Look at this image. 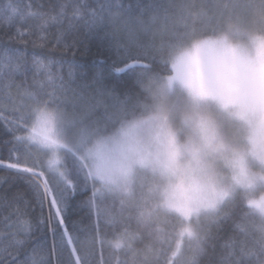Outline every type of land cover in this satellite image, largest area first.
Returning <instances> with one entry per match:
<instances>
[{"label": "snow or ice", "instance_id": "1", "mask_svg": "<svg viewBox=\"0 0 264 264\" xmlns=\"http://www.w3.org/2000/svg\"><path fill=\"white\" fill-rule=\"evenodd\" d=\"M234 7L225 0L223 8L229 16ZM155 8L150 0L148 3L142 0L135 3L131 0L128 3L125 0H64L50 4L48 11H44L43 3L34 6L29 0L21 5L19 0H5L0 7V21L8 24L17 19L21 21L9 40L27 43V38L37 35L33 44L45 48L51 43L50 37L37 33L59 25L54 48H74L79 43L78 38L73 37L71 43L66 39L73 32H82L85 38L99 42L95 53L87 45L81 53L94 58L91 76L87 70L77 75L71 65L65 76L64 62L36 54L29 59L19 49L0 47V121H3L4 131L12 136L11 140L3 141V145L11 147L6 157L0 156V170L26 178L32 193L31 199H25L21 192L10 198L0 197V264H151L153 258L159 264H201V260H206L207 264H264V225L257 224L254 218L248 222L251 214L245 211L253 207L264 209V198H247L246 204L234 205L231 211L212 221L214 230L210 226L205 236L197 237L191 228L184 227L174 235L161 237V240L167 239V243L159 248L151 244L135 247L140 237L131 229V217H124L122 211L118 215L105 204L108 197L102 190L103 185L115 183V174L127 175L133 165L158 173L169 188L177 187L173 180L179 176L178 187L182 188L183 181L187 180L189 189H200L206 177L203 158L212 153L223 156L233 169L234 184L245 189L264 184V143L253 142L248 136L247 144L238 149L226 143L220 131V119L243 120V114L237 110L248 108L252 101L246 94L221 84L214 75V68L205 75L197 65L193 72L194 58L176 59L172 64L173 75L167 78L169 88L179 82L186 92L181 122L189 135L184 143L180 142L178 131L169 125L167 115L157 114L122 127L117 133L118 140L115 136L109 137L117 152L107 148L106 140L77 157L79 164L65 161V167L61 168L60 159L53 156L45 166L30 152L32 144L49 147L57 144L53 131L57 118L65 119L60 111L62 106L66 110L70 102L73 108L79 104L83 109L80 116L83 123L93 107V90L99 92L108 85L118 89L131 81L138 68L151 67L147 62L149 44L140 40L139 33H146L149 25L156 21V14L148 15ZM164 12L167 19L168 9ZM189 15L195 23L200 12ZM30 19L42 23L29 25L24 31V24ZM123 34L127 35L126 42L120 39ZM239 72L245 78L249 74L254 78L255 70L248 65H239ZM124 77L128 79L125 81ZM50 105L55 108L50 110ZM255 107L259 111V101L255 102ZM151 122H155L157 129L156 150L139 146V141L133 146L135 130ZM67 123L74 124L75 119ZM247 123L250 129L251 123ZM240 139L243 142L245 137ZM225 153L231 155L225 156ZM185 154L189 160L181 164ZM87 159L94 161L92 167H88ZM7 179L0 177V182ZM96 180L101 182V187H97ZM215 194L223 200L228 192L221 190ZM77 196L83 199L74 205ZM180 199L187 201L190 197ZM175 200L173 192L168 207H177ZM34 205L41 209L38 216L34 215ZM45 206L47 217L43 214ZM72 208L86 209L87 226L78 227L76 221L70 222L69 209ZM192 211L195 209L184 214L190 216ZM238 212L242 215L238 216ZM107 228L112 229V238ZM106 250L111 252L108 258ZM121 254L130 259H122Z\"/></svg>", "mask_w": 264, "mask_h": 264}, {"label": "trees", "instance_id": "2", "mask_svg": "<svg viewBox=\"0 0 264 264\" xmlns=\"http://www.w3.org/2000/svg\"><path fill=\"white\" fill-rule=\"evenodd\" d=\"M5 0H0V7H3ZM21 5H25L29 0H19ZM35 6L37 3H43L44 11L49 10L50 4L62 3L64 0H31ZM129 0H125L128 3ZM135 3L136 0H131ZM143 3H148L149 0H142ZM156 5L151 14H156L157 19L148 27L145 33L140 31L139 38L141 41L149 44L147 62L151 65L148 69L138 68L132 76L131 81L118 89H113L111 85L102 88L99 92L93 90L94 99L92 100V109L90 115L84 120L87 124H102V131L109 132L120 125L123 121L140 117L148 113L153 102L152 88L155 82L162 77L171 73L170 59L172 52L192 40L210 37L223 32L226 27L236 20L244 21L252 32L255 34L264 33V0H227L230 5H235L232 15L223 8L225 0H150ZM168 9V18L165 19L164 9ZM200 12V17L193 23L190 12ZM148 15L145 19H148ZM40 20L30 19L24 24L23 30L27 31L29 25H39ZM21 26L19 19L12 24L0 21V47H10L19 49L20 52L26 53L29 59L33 54L41 58H49L56 61L64 62L63 72L67 76L69 65L79 75L81 71L87 70L89 76L93 72V56H83L81 53L85 45L89 47L91 52L95 53L98 50V41L95 39H87L82 32H73L66 37L67 42L71 43L73 37H77L79 43L74 48L64 49L62 46L54 48L55 35L59 25H52L45 33H37L47 35L51 39V43L45 48H40L33 44L37 39V35L27 38V43H20L16 40H9V36L16 34L17 27ZM121 40L127 41V35L123 34ZM39 43V41H37ZM110 63V61H109ZM59 67V65H57ZM106 68L107 65H99ZM31 73H29V81H31ZM128 78L124 77L126 81ZM112 81H106L111 83ZM15 94V88L12 89ZM71 96V94H69ZM54 105H50L49 109H54ZM60 111L69 116H81L83 109L79 104L73 108L71 102L67 108L62 106ZM33 118V117H32ZM23 135V133H16ZM12 136L6 133L3 129V121H0V156H7V149L11 145H3L4 140H11ZM30 152L34 158H39L40 162L46 166V160L43 152L31 145ZM65 161H71L72 164H79L80 161L73 154H65L62 167H65ZM0 177H8L7 181L0 182V197H12L16 192L25 194V199H31L32 193L29 189L27 179L17 177L14 173H9L5 170H0ZM96 183V182H95ZM155 183H151L153 185ZM149 185H141L137 182L133 185L130 193L122 194H105L108 199L105 201L107 207L119 215L122 211L124 217H131V229L139 233V239L134 245L137 248L145 247L151 244L154 248H159L166 245L167 239L161 240V237L174 235L182 227V220L175 213L161 209L158 197L148 192ZM81 196H77L73 201L75 205ZM123 201V204H121ZM246 204L241 197L226 203L218 212L207 216L200 217L197 227V237L205 236L208 228L211 226L214 230L212 221L224 212H229L234 205ZM35 213L38 216L41 209L38 205H34ZM251 215L247 218L251 222L254 218L256 223L264 225V218L254 213L252 209H245ZM6 214V211H5ZM45 217L48 215L47 206L43 209ZM150 214V215H149ZM242 213L238 212V216ZM69 220L76 221L78 227L88 225L86 209L78 208L69 209ZM94 220V218H93ZM244 222V221H241ZM109 238H112V229H106ZM39 233L37 236L39 237ZM48 243L51 245V235L48 234ZM106 258L111 256L110 250L105 251ZM122 259H130L121 254ZM151 264H159L154 258ZM201 264H207L206 260H201Z\"/></svg>", "mask_w": 264, "mask_h": 264}, {"label": "rangeland", "instance_id": "3", "mask_svg": "<svg viewBox=\"0 0 264 264\" xmlns=\"http://www.w3.org/2000/svg\"><path fill=\"white\" fill-rule=\"evenodd\" d=\"M260 38H264V33H253L244 21H232L223 32L214 36L192 40L183 47L174 50L170 59L171 70L172 64L176 59L180 58L188 61L190 58H194L191 65L193 72H195V68L198 65L200 70L207 75L219 59L229 58V54H234L238 60L253 56L256 42ZM171 75H173V71L154 83L152 88L153 102L147 114L132 120H125L113 130L103 132L101 130L102 124L81 123L80 116H69L64 113L65 119L61 120L58 117L55 122L53 136L57 140V144L50 147L42 144L32 145L43 152L46 165L48 160L56 156L61 161L60 167L63 168L62 163L65 154L69 153L76 157H82L86 150L94 149L97 143H102L106 140L107 148L117 152L116 145L111 140H108L109 137L115 136L118 140L119 136L117 133L122 127L127 128L134 122L147 120L148 117L157 114L167 115L169 125L178 131L180 142L184 143L189 135L181 122L186 92L179 82H174L172 87L169 88L167 78ZM72 119H75L74 124L67 123L68 120ZM32 122H35V116H33ZM220 123V131L226 143L238 149L243 148L247 144L243 121L235 118L231 120L220 119ZM82 129L87 131L82 132ZM156 131L155 122L141 125L135 130V138L131 144L137 146L135 142L139 141V146H147L150 151H155L157 147L154 140ZM241 136L245 137L243 142H241ZM230 155L231 153H225V156ZM180 162L181 164L186 162V154L181 158ZM86 163L88 167H92L94 161L87 159ZM203 163L206 170V177L202 181L204 187L197 190H191L187 187L182 195L178 193L177 200L173 201L177 207L164 206L162 192L168 187V182L162 179L158 173L152 172L150 168H142L139 165H133L127 175L117 172L114 176L115 183H105L102 190L105 194L125 195L130 193L136 182L141 185H149L150 183L148 192L158 197L161 209L175 213L182 220L181 228L189 227L195 233L200 217L218 212L226 203L237 197H241L246 203L247 198H255L264 194V184L258 185L254 189H245L234 184L232 180L233 169L227 165L223 156L215 153L205 155ZM95 182L97 187H101L99 180ZM151 183L155 184L151 185ZM221 190L228 192V195L223 200L219 199L215 194ZM209 191L212 192L211 196L208 195ZM182 196L190 197V200L180 199ZM210 203L214 204V207H210ZM190 209H195V211H192L190 216L185 215L184 213Z\"/></svg>", "mask_w": 264, "mask_h": 264}, {"label": "clouds", "instance_id": "4", "mask_svg": "<svg viewBox=\"0 0 264 264\" xmlns=\"http://www.w3.org/2000/svg\"><path fill=\"white\" fill-rule=\"evenodd\" d=\"M244 64L250 66L255 70L254 78L251 74L245 78L239 72V65ZM216 69L215 77L218 81L232 89L240 92L241 94H246L252 101L249 107L246 109H238V113H242L245 125L246 138L251 137V140L256 143H264V38H260L256 42V48L254 55L251 57H245L243 60H238L234 54H229V58L219 59L214 67ZM260 102V109L257 111L255 107V102ZM251 123V128H248V123ZM189 157L186 154V162ZM181 184L179 176L173 180V185L177 186L174 188L167 187L162 192L163 203L165 207H168V201L171 199V195L174 192L175 196L177 194H183L184 190L188 187V181H183V187H178ZM209 196L212 192L209 191ZM264 198V194L255 197V199ZM211 203L209 206L211 207ZM252 211L261 217H264V209H258L253 207Z\"/></svg>", "mask_w": 264, "mask_h": 264}, {"label": "crops", "instance_id": "5", "mask_svg": "<svg viewBox=\"0 0 264 264\" xmlns=\"http://www.w3.org/2000/svg\"><path fill=\"white\" fill-rule=\"evenodd\" d=\"M141 117V116H140Z\"/></svg>", "mask_w": 264, "mask_h": 264}]
</instances>
